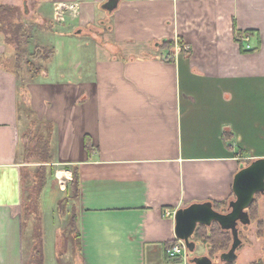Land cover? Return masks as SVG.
Returning a JSON list of instances; mask_svg holds the SVG:
<instances>
[{"label":"crops","instance_id":"obj_1","mask_svg":"<svg viewBox=\"0 0 264 264\" xmlns=\"http://www.w3.org/2000/svg\"><path fill=\"white\" fill-rule=\"evenodd\" d=\"M108 1H33L37 22L61 25L41 28L57 48L36 61L37 76L0 30V264L31 263L36 219L45 264H191L166 255L176 212L234 200L235 175L264 158L251 151L264 122V0H118L112 13ZM60 4L75 7L58 21ZM34 133L49 140L66 185L53 211L49 180L40 219L24 205L33 164L24 143ZM74 168L80 196L61 215ZM75 208L80 244L70 238L60 259Z\"/></svg>","mask_w":264,"mask_h":264},{"label":"rangeland","instance_id":"obj_2","mask_svg":"<svg viewBox=\"0 0 264 264\" xmlns=\"http://www.w3.org/2000/svg\"><path fill=\"white\" fill-rule=\"evenodd\" d=\"M33 1L35 4H37L38 2L40 3L43 0H8L7 3L9 5L8 4H5V5H7V7L16 9V13L11 18L3 16V22L1 24V29L6 34L7 39L10 42L9 43L10 45H7L8 49L10 50H12L13 48L15 49L16 56L18 57L19 65H21L22 67H26V64L32 60L30 54H28L27 52L28 50L30 51V48L31 50H34L36 46L42 45V44H47V46H49L48 48L50 49L57 48V42H56L57 39L54 33L52 35L40 33L41 28H44L45 30V28L49 27L52 29V31H54V30H58V28L61 27V25L59 24L54 25L53 22L52 23L48 21L47 23L42 22V21L37 22V19H36L37 16L34 10L35 5ZM51 6L52 5L44 3V6L42 8L43 12H45L47 16L49 17L53 12V9L51 8ZM69 11L70 9H67L66 13H69ZM20 23H23L24 28L25 27L26 28L22 30V28L17 27V25ZM10 27H12L14 31H11ZM102 29H104V27ZM30 42H32V44L28 45V43ZM261 94L262 92L260 91V95ZM261 125H264V122H260V125H259L260 130L258 129V132L260 133L258 134V141H260V143L254 145L253 148L251 149L253 154H258V155L264 153V128ZM35 135L36 134L34 133V137L31 136V137L26 138V141L24 143L27 146V150L29 151L31 148H33L37 144V139ZM32 158H33L31 159L33 163L31 165L32 168H29V169H35L36 166L39 165L37 164L38 161L34 157ZM55 169L57 172L58 167L56 166ZM59 177H61L59 173H56L51 177L50 179L51 189L50 191L47 192L48 196L46 199V203L48 206H51L53 211L55 210L56 199L59 197L62 198L64 194L63 191L64 189H66L65 178H62V177L59 178ZM50 196L52 198H50ZM254 204L257 209V216L255 217L256 220H253L251 218V221H252L251 225H248L249 227H245L243 228V230H241L242 231L241 239L243 240V245L238 250L239 257H238V260L235 262V264H264V195H258L256 197ZM37 214H38V218L40 219L39 217L40 216V206H38ZM31 216L32 214H30V217ZM36 221L38 223L37 219ZM28 222H29L28 225L32 223L34 227V218H31V220H29ZM32 224L30 225L31 228H32ZM60 224H61L62 229L65 228L67 225V219L64 218V222L63 223L60 222ZM29 233H31V229ZM35 234H36V231H35ZM192 241L197 243V247H196L195 252L188 253L190 258H194L196 256L198 257L204 256V254L206 255L208 253L207 246H205V244L202 241L198 240L195 237V235L193 236ZM61 244L63 248L64 238L62 239ZM69 259H71V257ZM217 262L220 263L219 260Z\"/></svg>","mask_w":264,"mask_h":264},{"label":"trees","instance_id":"obj_3","mask_svg":"<svg viewBox=\"0 0 264 264\" xmlns=\"http://www.w3.org/2000/svg\"><path fill=\"white\" fill-rule=\"evenodd\" d=\"M16 9L7 7V5L0 3V30L1 24L3 22V16L11 18L15 15ZM11 15V16H10ZM4 17V18H5ZM51 23V22H50ZM53 26V25H52ZM51 26V27H52ZM19 28H24L23 23L17 25ZM11 31H14L12 27H10ZM44 29V28H43ZM45 30H51V28H45ZM4 33V32H3ZM5 34V33H4ZM6 35V34H5ZM16 35V34H15ZM23 36V35H22ZM7 37V36H6ZM244 34L237 33L236 41L239 44H242ZM23 38V37H22ZM8 41V39H7ZM8 43H10L8 41ZM165 47L171 48L173 44L171 42L164 43ZM242 50L247 52L248 50L243 47ZM42 51V52H41ZM252 51V50H251ZM255 51V50H253ZM55 54V49H37L33 54H31V61L27 63L28 68L34 74L39 75L40 70L36 68V61L50 60ZM37 139V144L28 151L29 157H34L39 164L35 169H27L24 175V185L26 186V194L24 205L26 207V213L28 217L30 214H34L37 218V210L39 206V200L41 195L43 194L46 186L48 185L49 180L54 175V168L51 165L53 163L51 153H50V142L48 139H45L43 134L35 135ZM87 150L91 154L93 148L91 144L88 143ZM66 198L60 201L58 205V210L61 215L67 214V206L70 199L78 200L80 196V175L78 168L73 169V179L69 183L68 188L66 190ZM214 208L217 211L225 210L228 207V202L222 203H213ZM249 214L253 220H256L257 209L255 204L249 210ZM37 223V221H36ZM66 235L64 237V247L60 248V259L66 254V247L68 246L70 238L77 241V245L79 247V242L81 239V234L78 226V215L76 208L72 211L69 217V229L66 231ZM195 237L202 241L205 246L210 247L211 254H218L221 252H225L229 250L232 239L230 233L228 231H224L218 224H213L211 227H199L195 233ZM171 246V245H170ZM30 264H45L44 259V248H43V231L41 229L40 223L36 225V234H35V244H34V256ZM228 264H235L228 263Z\"/></svg>","mask_w":264,"mask_h":264},{"label":"water","instance_id":"obj_4","mask_svg":"<svg viewBox=\"0 0 264 264\" xmlns=\"http://www.w3.org/2000/svg\"><path fill=\"white\" fill-rule=\"evenodd\" d=\"M117 8L118 0H109L102 6V9L109 13ZM233 194L234 200L229 202L226 212L217 211L212 202L195 203L176 212V237L185 243L189 253L196 251L197 243L192 241V238L197 229L218 224L221 229L230 231L233 237L230 251L222 258L228 263L238 259L235 252L243 244L238 226L251 225L249 209L255 203L257 195H264V158L253 160L248 166L241 167L234 178ZM190 263L214 264L208 256H196L191 258Z\"/></svg>","mask_w":264,"mask_h":264},{"label":"built area","instance_id":"obj_5","mask_svg":"<svg viewBox=\"0 0 264 264\" xmlns=\"http://www.w3.org/2000/svg\"><path fill=\"white\" fill-rule=\"evenodd\" d=\"M74 7H75L74 5H65V4H60V6L57 5L55 8L56 20L61 21L63 19V14H64L65 10L72 9ZM243 41L248 43L250 41V37L244 35ZM180 44L181 43H179V44L176 43V49L179 53L182 51H187V52L189 51L188 46L180 45ZM246 49L250 50V47L247 46ZM188 253H189V251L186 248L185 243L181 240H178V239L170 247H168L166 250L167 258L170 260L177 259L179 257L187 258Z\"/></svg>","mask_w":264,"mask_h":264},{"label":"flooded vegetation","instance_id":"obj_6","mask_svg":"<svg viewBox=\"0 0 264 264\" xmlns=\"http://www.w3.org/2000/svg\"><path fill=\"white\" fill-rule=\"evenodd\" d=\"M258 196V195H257ZM256 196V197H257ZM229 204V203H228ZM228 208V207H227ZM227 208H225V212H226V210H227ZM250 210V209H249ZM251 218V217H250ZM245 227H249V226H243V225H240V226H238V231H239V237H240V239H241V234H242V231L241 230H243V228H245ZM223 230V229H222ZM225 231V230H224ZM229 233H230V236H231V239H232V242H231V246H232V244H233V237H232V233L230 232V231H228ZM247 238H249V237H247ZM242 240V239H241ZM243 241V240H242ZM243 245V244H242ZM241 248V246L236 250V255L238 256V250ZM230 249H231V247H230ZM230 249L228 250V251H225V252H221V253H218V254H211L210 253V247L209 246H207V251H208V253L205 255L204 254V256H208L212 261H213V263L214 264H228V261L227 260H225V259H223L222 258V256L225 254V253H228L229 251H230ZM239 257V256H238ZM220 261V263H218L217 261ZM238 260V259H237ZM236 260V261H237ZM235 261V262H236ZM234 263V262H233Z\"/></svg>","mask_w":264,"mask_h":264},{"label":"bare ground","instance_id":"obj_7","mask_svg":"<svg viewBox=\"0 0 264 264\" xmlns=\"http://www.w3.org/2000/svg\"><path fill=\"white\" fill-rule=\"evenodd\" d=\"M215 225V224H214Z\"/></svg>","mask_w":264,"mask_h":264}]
</instances>
